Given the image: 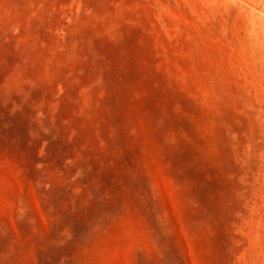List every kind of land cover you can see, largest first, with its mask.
Masks as SVG:
<instances>
[{
    "label": "rangeland",
    "instance_id": "1",
    "mask_svg": "<svg viewBox=\"0 0 264 264\" xmlns=\"http://www.w3.org/2000/svg\"><path fill=\"white\" fill-rule=\"evenodd\" d=\"M263 22L0 0V264H264Z\"/></svg>",
    "mask_w": 264,
    "mask_h": 264
},
{
    "label": "bare ground",
    "instance_id": "2",
    "mask_svg": "<svg viewBox=\"0 0 264 264\" xmlns=\"http://www.w3.org/2000/svg\"><path fill=\"white\" fill-rule=\"evenodd\" d=\"M242 1H243V0H242ZM244 2H245V1H244ZM246 2H247V1H246ZM254 6H255V5H254ZM254 6H253V7H254ZM263 23H264V22H263Z\"/></svg>",
    "mask_w": 264,
    "mask_h": 264
}]
</instances>
